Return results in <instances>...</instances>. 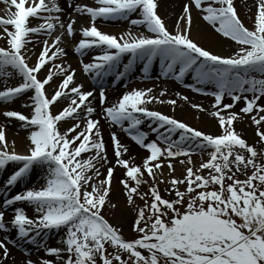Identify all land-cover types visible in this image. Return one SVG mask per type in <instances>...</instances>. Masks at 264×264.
<instances>
[{"label": "snow or ice", "instance_id": "obj_1", "mask_svg": "<svg viewBox=\"0 0 264 264\" xmlns=\"http://www.w3.org/2000/svg\"><path fill=\"white\" fill-rule=\"evenodd\" d=\"M3 2L7 4L9 0ZM95 2L98 7L76 4L73 9L91 18L90 25L80 29L82 38L74 51L82 56L88 49H100L90 62L81 60L84 72L100 85L113 72L116 79L123 78L138 59L144 61L143 72L147 75L153 60L158 59L163 76L183 82L190 74L194 83L186 87L214 97L212 115L218 118L223 134L205 133L174 116L149 109L147 104L153 102L176 105V99H161L166 88L158 95L152 94V87L133 88L108 105L106 90L100 87L102 116L149 153L142 165L133 163L131 158L124 159L128 148L116 132L109 134L116 157L114 164L126 170L120 183L127 203L135 205L137 196L144 201L134 209L132 231L137 235L125 238L121 228L103 212L106 205L114 207L110 198L114 167L108 160L100 117L94 118L97 108L90 98L96 89L86 91L83 84L75 83L76 69L70 64L63 60L54 63L67 55L61 46L63 32L50 43L45 39L36 63H28L26 44L32 39L30 34L51 36L57 26L65 29L59 15L60 4L58 0H32L26 7V0H10L16 11L7 18L0 16V38L6 36L8 45L0 46V82L15 76L21 77V82L0 88V103L31 91L33 94L22 107H32V114L3 111L5 117L16 118L21 127L31 130L28 151L22 154L15 150V141L6 139L5 125H0V170L10 162L20 165L0 187V194L27 179L37 167L43 170L44 184L3 199L0 231L15 229L17 238L38 244L46 255L56 258L27 259L23 264H264V105L257 103L264 96V0H256L252 29L242 22L234 0H188L174 31L158 15L157 0ZM193 5L218 33L240 45L236 52L220 55L191 38ZM133 13L136 17L130 18ZM30 17L42 22L29 27ZM100 18L129 19L130 25L144 26L150 34L127 32L117 37L96 26L95 21ZM75 23V17L70 15L66 25L69 37L75 34ZM125 54L130 58L119 71ZM46 66L48 71L40 78L39 73ZM56 75L62 79L49 96L46 85ZM206 85H213L215 90L206 92ZM175 95L188 100L180 92ZM226 96L231 103L223 102ZM61 99L68 102L53 112L52 107ZM241 99L245 103L240 113L252 114L256 126L258 140L254 144H249L233 127L240 113L224 114ZM191 106L204 110L201 104ZM69 120L75 122L62 131L60 123ZM145 120L156 139L147 140L150 133L141 128ZM205 151L208 159L194 167L192 154ZM181 156L186 159L179 162L189 165L186 174L166 179L162 165L166 164L171 174L175 171L173 158ZM105 165L106 172H102ZM145 172L152 183L147 192H141L140 185L147 183ZM238 173L245 178L240 179ZM162 183L169 185L164 189L167 196L161 194ZM180 185H184L183 189ZM18 202L30 204L36 215L29 216L23 207H14ZM8 209L14 213L10 221L5 219ZM61 229L64 232L58 243L64 247L48 246V233ZM9 242L17 243L9 235L0 239V264L10 258ZM109 247L114 251L109 252ZM24 252L30 255L28 249Z\"/></svg>", "mask_w": 264, "mask_h": 264}, {"label": "bare ground", "instance_id": "obj_2", "mask_svg": "<svg viewBox=\"0 0 264 264\" xmlns=\"http://www.w3.org/2000/svg\"><path fill=\"white\" fill-rule=\"evenodd\" d=\"M60 7L62 11L59 13L61 16L64 24H65V29L63 31L64 35L63 37L68 40H72L71 38L77 36L78 31L77 27L74 24L75 28V34L72 37H69L66 32V25L69 20V12L74 9L75 5L78 4L76 0H58ZM69 2H71L72 7H69ZM82 4H86L89 2H95V0H80ZM188 2V0H157V13L158 15L164 20L166 26L170 31H174V23L177 21L178 17L182 13L183 5ZM96 3V2H95ZM30 4H26V7L29 6ZM234 5L237 9L238 15L241 18L242 22L249 28L252 29L254 27V17L255 13L257 11L256 9V0H234ZM6 4L0 2V9L4 11L5 15L10 16L15 12L13 8H5ZM191 13H192V27H191V38L195 40L198 44L201 46L205 47L206 49L212 50L214 53L224 55V56H229L233 54L234 52L237 51V49L240 47L237 43L231 42L230 39L224 37L222 34L218 33L212 25H210L208 22L204 21L202 19L201 12L195 8L193 5L191 7ZM133 16L130 18L136 17V14L133 13ZM99 21H103L105 24H100L96 23V26L103 32L108 33V34H114V35H120L121 33H124L125 29H130L126 30L128 32H131L132 34H139L143 33L146 30L144 26H134L130 25L129 19H122V18H115V19H102L100 18ZM41 20H36L33 18L28 19L27 25L29 27L36 26L39 23H41ZM117 24L121 25L122 27L117 26ZM10 30H13V27L7 26ZM3 31V28L0 27V32ZM127 33V32H125ZM32 36V39L29 43L26 44V48L28 49V63L30 65H34L37 61L38 55L40 51L42 50L43 47V41L45 39H48L46 35L40 34V35H35V34H30ZM49 43L51 40H48ZM0 46H7L6 43V36L3 38H0ZM62 47L65 48L67 52V57L63 59V61L67 64H70L72 68H77L78 62L75 61L68 50V48L65 47L64 44H61ZM90 51H100V49L97 48H92L89 49L88 52ZM50 54V53H49ZM85 58L83 61H87L90 59V57H83ZM61 59L56 60L54 63H60ZM141 63L142 61L138 59V62L134 64V66L131 68V70L123 77L120 79H116V74L115 72L110 73L111 75L109 76V79H106L104 85L106 88H109L107 92V101L106 103L108 105H111L115 103L118 98L126 91H129L133 88H148L152 87L153 88V95H158L160 90L165 86L166 84H171V83H162L160 84L159 81H149L147 82V79L150 78V75H153L152 73H148L145 75L144 72H142L141 69ZM122 64V63H121ZM120 64L119 67H121L120 71H123L122 65ZM55 71V69H53ZM48 68L47 66L41 70L39 73V77L43 78L45 74L47 73ZM156 74V73H154ZM113 75V77H112ZM187 77V76H186ZM81 74L77 72L75 74V83L83 84L84 89L91 90L94 87H98L96 82H94L93 87H89L88 84L81 83ZM91 78V77H90ZM107 78V77H105ZM62 79L61 75H56L51 81L52 85H57L60 80ZM192 79V77L190 78ZM189 80V79H188ZM104 81V80H103ZM12 84H18L21 82V77L15 76V80L11 81ZM2 87H4L5 84H10L9 82L2 83ZM103 85V86H104ZM173 85V84H171ZM49 86L46 85L47 93L49 95ZM86 90V91H87ZM172 91L168 95L164 97H161L162 100L167 101L168 96L174 97L176 99L177 103L175 106L165 102V103H149L147 104V107L149 109L153 110H159L165 114L174 116L175 118L182 120L184 122H189L194 125V128L204 131L205 133L209 134H223V130L221 129L219 123H213V119L216 116H212V113L215 111V109L212 107V101L209 99V97L206 96H196L195 94L191 93L190 91H185L181 90L180 91L177 89L176 86H172ZM180 92L183 95L188 96L189 100L186 102H183L182 99L175 97V93ZM24 93L27 94L25 95L26 98L31 97L33 94L31 93ZM92 101V104L94 107L97 108V112L94 114L95 117H100V126L103 130V136L107 144V156L108 160L112 163V166L114 167V174L113 177H122L124 176L126 170L122 166H116L114 164V161L116 159L112 147V142L110 139V133L111 132H116L118 138L120 141L128 148V152L124 153L123 158L124 159H130L131 161L137 165H142V160L145 158L148 154L145 152V149L141 146H139L136 143H131L130 139H128V136L126 134H122L121 130L116 126L113 125L108 119L104 118L102 116L101 110H100V101H99V95L96 96V93H94L93 97L90 98ZM68 101L65 99H61L59 103H56L52 107V111L56 112L58 111L64 104H66ZM192 104H201L203 106V111L200 109L193 108L191 105ZM264 105V101H263ZM0 106L2 107L3 111L5 109L8 110H17L22 112L25 115H31L32 114V107H22L21 106H15L11 102H4L0 103ZM242 108V104H237L236 109L234 112L240 113V109ZM1 109V110H2ZM226 110H224V114H227ZM264 114V113H262ZM212 116V117H211ZM75 121L69 120L67 122H61L59 127L63 131L68 124L74 123ZM0 125H5V131H6V139L11 142L15 141V150H20L23 149L25 146H27L30 143V140L28 138L29 130L27 128L21 127L20 123L17 121L13 120L12 118L9 119L5 117L2 113H0ZM196 125V127H195ZM193 127V126H192ZM234 129L241 135V137H245L246 139L253 140H258V137L256 135V126L252 123L251 117L247 118L243 116L240 113V116L238 119H236L233 123ZM87 155V154H85ZM108 165H105L103 169H107ZM12 167L10 165L6 166V169L4 172H7L11 169ZM28 179H32V187H40L41 185L44 184V179H43V170L40 168H34L30 175L28 176L27 179L23 180V183L25 184ZM23 184V185H24ZM15 207V206H14ZM13 211L11 209H8V212H6L5 216L8 217L9 219L13 218ZM7 220V218H5ZM9 221V220H8ZM5 235L11 236L13 239H16L17 243L16 245H11L12 243H8V247L10 250V258L4 260L3 264H23V261L27 259H32L34 261L38 260L40 257H44L47 259H50L49 255H45L41 250L39 251L36 250L35 244H30L25 242L24 240H20L16 236V230L12 229L8 233H4L0 231V239H3ZM28 249L29 253H32L33 255H25L24 249ZM38 251V252H37ZM0 254H2V250H0Z\"/></svg>", "mask_w": 264, "mask_h": 264}, {"label": "rangeland", "instance_id": "obj_3", "mask_svg": "<svg viewBox=\"0 0 264 264\" xmlns=\"http://www.w3.org/2000/svg\"><path fill=\"white\" fill-rule=\"evenodd\" d=\"M89 6L98 7V5H89ZM79 14L80 13H78V12H75V13L74 12L72 13V11L70 12V15L72 17H75V15H77V17H75V20H76V25L78 26V28L80 30L82 27H87V26L90 25L91 18H90V16L82 17ZM174 26H175V24H174ZM61 32H63V30H59V28H56V30L52 32L51 36H49L50 40H52L56 35H59ZM64 39L65 38L63 37L61 44H63ZM75 44L76 43H73L72 41L70 43L68 41L64 42L65 47L68 48L72 52H74ZM79 57L80 56H75L74 60H76V61L78 60L79 61L81 59V57L80 58ZM16 102H19V100H17ZM232 109H234V108H232ZM232 109H229V110H232ZM229 112H234V110L233 111H229ZM212 119H213V123H217L218 122V118L217 117H214ZM186 123H188L190 126L194 127L193 124H191L189 122H186ZM195 127H196V125H195ZM154 137L155 136H151L149 134V136L147 137V140L148 141L154 140ZM242 138L246 139L244 136ZM246 140H247V142L249 144H254V142L257 141L255 139H253L251 141H250V139H246ZM255 146L258 148V150H260V145L257 144ZM28 147H29V145L26 146L27 150H28ZM27 150L25 152H23V153H27ZM181 159H186V158L183 157V156L177 157V158H173V164H174L175 171L172 172L171 174H169V170H168L166 164L162 165L163 175H164V177L166 179H170V176L183 177L186 174L185 169L189 165L187 163L181 164L179 162ZM207 159H208V152L205 153V154H201L200 152L192 154V161H193V166L194 167H198L199 164L203 160H207ZM101 171L102 172H106L105 169H102ZM205 171H207V170H205ZM237 175H238V177L240 179H244L245 178L243 174L238 173ZM118 178L119 179H117V177H113L112 186H111V192H110V198H111V201L114 204V207L111 206V205H106L105 208L103 209V212H104L106 218L113 225L119 226L121 228L123 236L125 238H129L130 239V238H133V237H135L137 235L135 232L132 231V223H133L134 217L136 215L135 210H134L135 206L136 205H141L142 206L144 204V201L141 200L137 196V197H135V205H129L127 203L124 187L120 183L121 179L125 178V175L123 177H118ZM144 179L147 181V183H144V184L140 185L139 191H141V192H147L148 189H149V186L152 183V180L147 176L146 172H145V175H144ZM157 179H159V174L157 175ZM129 183H133V182L129 179ZM159 187L161 189V194L167 196V193H165L164 189L169 187V185L166 184V183H162V184L159 185ZM180 187H181V189H183L184 185H180ZM25 188H28V186H21L18 189L17 192H20V191L24 190ZM168 198H171V197H168ZM21 207H23L26 210V213L29 216L34 217L36 215V213L33 210V207L30 204H28L27 202H24L23 206H21ZM63 232H64L63 229L53 232L52 233L53 237L52 238L50 237V238L46 239V242H47L48 246L61 247V248L64 247L63 244L58 243V240L63 235ZM35 247H36V250H38V248H39V251L41 250V252H43L45 254L44 249L39 247L38 244H35ZM108 251L112 252L114 250L111 247H109ZM30 255H33V254L30 253ZM64 255L66 256L67 254L64 253ZM49 256H50V259H52V260L55 259L56 260L55 256H53V255H49Z\"/></svg>", "mask_w": 264, "mask_h": 264}]
</instances>
